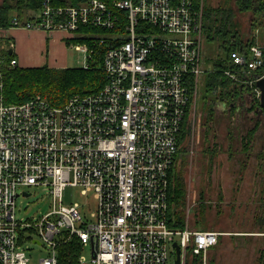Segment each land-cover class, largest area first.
Here are the masks:
<instances>
[{
    "label": "built area",
    "instance_id": "1",
    "mask_svg": "<svg viewBox=\"0 0 264 264\" xmlns=\"http://www.w3.org/2000/svg\"><path fill=\"white\" fill-rule=\"evenodd\" d=\"M21 1H35L26 8L32 15L11 7L1 36L12 29L61 33L82 54L81 69L98 71L101 81L58 105L39 95L7 103L3 68L18 63L0 57V264H30L24 239L48 252L36 264H60L61 247L74 239L75 264H84L87 246L89 264H209L224 234L167 221L184 119L200 75L211 72L201 67L205 1ZM228 62L234 70L223 73L259 100L264 47L233 50ZM33 186L44 188L51 209L17 218L16 199ZM68 187L92 194L89 217L83 204L66 200Z\"/></svg>",
    "mask_w": 264,
    "mask_h": 264
},
{
    "label": "rangeland",
    "instance_id": "2",
    "mask_svg": "<svg viewBox=\"0 0 264 264\" xmlns=\"http://www.w3.org/2000/svg\"><path fill=\"white\" fill-rule=\"evenodd\" d=\"M6 1L2 0L1 5ZM204 1L208 7L223 5L222 0ZM228 2L240 25L237 39L244 44L245 40L252 38L251 44L256 43L264 47V17L257 14L250 20L248 15L237 12L233 0ZM13 4L25 10L24 17L32 15L31 8ZM0 38L6 40L1 34ZM22 41L24 46L18 38L16 39V50L14 41L11 40L6 41L5 46L1 48H10L12 45L11 52L15 50L17 54L19 47L27 52L35 50L38 56L47 57V64H44L47 67L50 66L52 56L63 53L67 68L82 67V54L69 43L54 42L48 35L38 40L42 46L32 47L31 40L25 38ZM223 55L220 40L217 37L207 39L203 33L201 67L205 71H212V63ZM18 64L16 66L26 63ZM226 65L224 70H234L228 60ZM223 75L232 82V86L240 90L241 98L236 102L238 109L229 113L226 104L216 100L210 132H205L208 130L203 125L206 108L203 89L205 73H202L195 100L184 119L183 128L188 134L181 139L176 161V171L183 177L186 189L184 221L190 228L219 231L224 234L219 237L217 245L208 257L209 264H264V111L258 114L254 110H247L252 96L249 92L248 96L246 95L244 86H241L239 81L230 79L224 73ZM236 79L239 80L237 76ZM209 97L214 99L216 95L210 94ZM256 103L254 102V105L259 107V100L258 104ZM206 148L212 153L206 152ZM26 190L31 193L29 197L19 196L16 199L17 218L34 220L51 209V200L44 188L33 186L27 187ZM65 197L68 202L83 204L87 217L94 211L95 200L92 194L80 195L78 188L68 187ZM24 236L37 238L29 232ZM23 248L30 257V264H36L39 258L48 255L42 246L33 244L28 239L23 240ZM80 255L84 257V264H89L88 246L80 250Z\"/></svg>",
    "mask_w": 264,
    "mask_h": 264
},
{
    "label": "trees",
    "instance_id": "3",
    "mask_svg": "<svg viewBox=\"0 0 264 264\" xmlns=\"http://www.w3.org/2000/svg\"><path fill=\"white\" fill-rule=\"evenodd\" d=\"M222 2L223 5H221V7H204L203 33H205L207 39L212 40L214 37H217L220 40L221 48L224 53L222 58L212 63L211 73L209 72L204 76L203 89L205 93L204 106L206 111L204 113L203 125H205L206 130H208L205 132H210L213 105L216 100H219L220 103L224 105L226 104L227 110L231 113L238 109L236 102L241 98L240 90L232 86V82L223 75V70L227 67L226 64L230 52L239 49L242 42L237 39L240 25L236 20L234 11L229 7L230 3L228 0H222ZM13 3H18L26 7L35 6V1L31 3L28 1L7 0L5 4L0 5L1 28H6L8 26V22L6 21L8 9L18 6ZM233 3L235 8H237V12L242 15H248L250 13L254 18L257 14L264 17V0H233ZM22 15L24 16V13ZM22 15L21 11H19L18 17L23 18ZM7 37H4L6 39L5 41L0 38V57H4L6 62L13 57V53H9L7 50L9 46L5 49L1 48V46H5L4 43H7L9 40L13 41L11 37ZM2 41H4V43ZM249 43L250 41L247 44ZM95 81H101V75L96 70H83L81 68L52 69L45 65L40 67L5 66L3 68V90L4 98L7 103H21L33 96L39 95L58 105L62 104L66 98L73 93L91 91L92 88L90 87ZM244 92H246L248 96L249 90L244 88ZM210 94H214L216 97L211 99L209 97ZM254 102L258 104V100L253 98L252 102L248 103L247 110L258 112V105L255 106ZM187 134V131L185 132L182 127L180 142ZM244 146V149H246V145ZM206 152L212 153L208 148H206ZM178 157L179 152L177 153V158ZM176 167L175 162L172 169L169 171L167 221L171 227L179 228L184 224L183 211L186 189L184 179L180 173L176 171ZM200 218L202 220V213ZM78 252L79 247L74 239L71 243L61 247L59 253V260H61L60 264H75V256Z\"/></svg>",
    "mask_w": 264,
    "mask_h": 264
},
{
    "label": "crops",
    "instance_id": "4",
    "mask_svg": "<svg viewBox=\"0 0 264 264\" xmlns=\"http://www.w3.org/2000/svg\"><path fill=\"white\" fill-rule=\"evenodd\" d=\"M253 17L254 16L252 14H250V13L248 14V18L250 20H252ZM251 31H253V29ZM47 35L48 34H46L43 31H40V30L12 29V30H9V32H8V36H10L14 41L15 50H16V45H17L16 44L17 38H18V40L22 46H24L23 41H22L23 38H25V40H28V41L31 40V42L33 43L32 47H34L37 45L42 46V43L39 42L38 40L39 39L42 40L43 37L47 36ZM49 35L48 36L50 39H52V41H54V42L59 41V42L64 43L62 40V34L61 33H53V34H49ZM251 37H253V32H252ZM34 38H36V39H34ZM251 40H252V38H251ZM251 40H249V39L245 40L244 44L242 43L241 46L239 45L240 48L242 47L245 50L247 47H249L251 45L250 43L247 44ZM252 44H254V43H252ZM15 50L12 53H13V57L16 58L17 63L18 62L26 63V64H23V66H21V67H40V66H44V64H47V57L38 56V52L35 50H32V51L30 50V52H27V50L21 49V47H19L18 54H17V52L15 53ZM66 61L67 60L63 56V53L55 54V56H52V60L50 61L49 68H52V69L67 68V62ZM19 64L22 65L21 63H19Z\"/></svg>",
    "mask_w": 264,
    "mask_h": 264
},
{
    "label": "water",
    "instance_id": "5",
    "mask_svg": "<svg viewBox=\"0 0 264 264\" xmlns=\"http://www.w3.org/2000/svg\"><path fill=\"white\" fill-rule=\"evenodd\" d=\"M9 53L11 50L8 51ZM256 87L260 91V97H259V107L257 108L258 114L262 113L264 111V78L258 79L255 83ZM28 195V194H25ZM175 249H176V254H179V248L174 244ZM175 264H178V258L175 261Z\"/></svg>",
    "mask_w": 264,
    "mask_h": 264
}]
</instances>
